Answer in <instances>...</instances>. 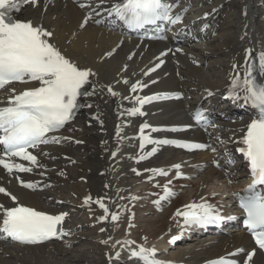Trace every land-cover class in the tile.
Returning <instances> with one entry per match:
<instances>
[{
	"label": "bare ground",
	"instance_id": "obj_1",
	"mask_svg": "<svg viewBox=\"0 0 264 264\" xmlns=\"http://www.w3.org/2000/svg\"><path fill=\"white\" fill-rule=\"evenodd\" d=\"M82 1L89 2L84 11L71 0H40L27 6L23 17L52 31L51 43L78 66L92 69L95 75L89 77L86 89L95 94L82 98L83 104L91 107L83 106L73 122L55 135L64 139L34 153L40 169L24 175L34 180L37 185L34 191L21 189L17 180L0 166V186L14 191L21 202L68 213L67 239L35 246L0 244V264H142L131 255V250L140 245L156 248L161 258L198 264L250 246L245 233L234 232L230 236L180 243L166 253L167 240L180 229L177 211L194 202L206 201L216 192L229 195L245 173L242 164L234 168L227 159L239 160L236 150L242 145V130L256 118V111L242 99L225 95L233 79L237 75L243 79L248 67L255 64L260 71L259 60L264 54V0H175V11L184 15L183 33H192L201 42L184 44L163 58L157 55L169 44L143 42L95 24L97 11L117 0ZM87 10L93 12L82 28ZM261 78L264 82V73ZM125 80L129 83L125 84ZM137 81L147 86L133 93L131 85ZM34 85L13 84L0 97L7 99L12 94L11 88L18 92ZM108 86L118 95L112 96ZM177 90H184V98L151 102L145 107V117L130 114L132 108L139 107L137 95L153 96L159 91ZM240 94L243 96V92ZM198 101L220 127L201 132L197 137L210 143V151L185 156L182 151L165 147L154 158L139 162L138 158L144 154L140 148L142 140L135 136L140 132V124L148 122L152 128L145 132L155 133L185 123ZM213 148L216 150L212 151ZM175 163H182L181 172L189 175V180L177 181L182 185L192 184L193 189L186 187L185 193L176 197L175 204L170 202L169 214L163 215L164 225L158 232L149 234L146 241L138 239L135 244L113 246L115 241H123L133 232L128 227L129 217L136 211L132 191L144 185L146 177L155 174L150 171L154 167L172 168ZM144 169L148 172L140 174ZM89 196L92 199L85 203ZM99 198L107 204L110 213H119L118 221L98 220L104 215V210L95 203ZM61 199L68 203H61ZM0 201L5 206L10 203L5 193H0ZM155 206L163 208L164 204ZM109 237L112 240L108 244L102 243ZM253 258V264H264V255L257 253Z\"/></svg>",
	"mask_w": 264,
	"mask_h": 264
},
{
	"label": "snow or ice",
	"instance_id": "obj_2",
	"mask_svg": "<svg viewBox=\"0 0 264 264\" xmlns=\"http://www.w3.org/2000/svg\"><path fill=\"white\" fill-rule=\"evenodd\" d=\"M38 0H0V90L15 82L27 83L29 81L39 82V87L26 88L19 93L15 88H11V95L8 97L6 105L0 106V144L4 146L3 156H0V166H3L9 173L14 170L20 172H31L32 167L23 163H16L15 157H21L25 161H30L32 165L38 164L37 156L29 149H35L41 144L59 143L63 137L49 135L72 120L75 112L82 106L79 103L80 97L94 95L89 92L85 85L89 84V77L95 73L91 68L80 67L76 62L67 57L58 46L50 42L53 32L49 31L42 24H34L32 20H21L14 16L23 5H36ZM80 7H89L81 4ZM109 16H115L129 26L142 27L148 23L157 21H167L175 24L181 20L180 15L172 14L171 5L165 4L163 0H121L108 12ZM207 15V14H206ZM91 18V14L85 17L84 24ZM99 23L100 21H96ZM83 26V24L81 25ZM111 55V53H108ZM251 56V50H248ZM159 67V64L157 65ZM235 67V66H234ZM255 64L246 69V74L241 79L237 75L232 81L229 96L235 100L242 99L258 109V116L246 125L241 143L244 145L238 151L243 153L249 163L252 183L248 186L247 195L240 197V206L243 208L246 218L245 227L253 236L259 249H264V192L257 191V186H264V82L258 81L253 75ZM259 69L264 73V54L259 60ZM151 69L150 71H154ZM125 84L129 81L125 80ZM155 83V81H153ZM147 85L137 81L131 85V91L135 93L138 89ZM107 91L112 96L118 93L113 91L111 86ZM243 92V96H241ZM179 97V93L175 94ZM165 95L156 94L153 96H137L136 102L141 107H134L130 110L131 115H145L141 111L144 104L152 100L165 98ZM128 97H125L127 99ZM91 107V105H84ZM99 119V117H97ZM193 119L198 123L209 124V114L206 109L200 108L193 113ZM102 123V121H101ZM152 128L148 123H144L140 128L141 144L143 149L146 143L152 144H177L179 147L188 149H203L210 145L197 144L183 141L161 140L155 141L150 135L145 134V129ZM157 131L158 129H152ZM81 141H77L80 143ZM223 143V141H221ZM153 148V153L156 151ZM216 149L213 148L212 151ZM114 156L115 153H112ZM141 156L140 159H144ZM177 169V176H182L181 165L172 166ZM155 174L167 175L164 169L150 170ZM20 183L28 188L37 185L33 182ZM169 183H171L169 181ZM165 192L171 195V189L165 186ZM0 193H5L11 197L12 201H17V197L12 195L3 186H0ZM166 198V197H165ZM92 198L86 197L85 203ZM135 199V197H133ZM104 215L98 218L99 221L119 220V213H110L107 204L102 198L95 201ZM158 203V202H157ZM185 211L178 210L176 215L184 217L183 226L215 224L223 219L219 211L214 206L204 203H192L185 206ZM3 216L0 218V233L5 234L12 240L37 244L51 239L52 237L63 236L64 230L62 222L68 213L50 215L36 208L17 204L13 207L5 208L0 205ZM58 226H61L58 228ZM129 227H132L129 224ZM101 231L105 229L101 228ZM180 237H172L171 243H175ZM112 240L109 237L102 243L108 244ZM120 244L126 246L135 244V241H115L113 246ZM237 253L243 249H237ZM157 249L147 248L140 245L131 250V255L142 261V264H172L170 261L160 260L156 256ZM117 256L120 254L117 253ZM233 254H229L231 256ZM255 249L247 253V260L252 261ZM111 259V256H109ZM210 264H238L236 260L220 257Z\"/></svg>",
	"mask_w": 264,
	"mask_h": 264
},
{
	"label": "rangeland",
	"instance_id": "obj_3",
	"mask_svg": "<svg viewBox=\"0 0 264 264\" xmlns=\"http://www.w3.org/2000/svg\"><path fill=\"white\" fill-rule=\"evenodd\" d=\"M141 187L137 188L138 190H133L132 193L134 194L135 199L133 200V205L136 208V211L134 214H131L129 218H132V221H129V224L132 225L130 227L133 232L129 234V236L126 238L128 239H136V237L141 241H146L147 236L153 235L154 232H158L161 226L164 225L163 215H168L167 213L169 208L171 207L170 202H168L162 209L161 212L154 210V208L151 206L153 205L152 196L150 193H147V186L140 185ZM192 186V184H191ZM189 187L193 189V187ZM142 190H145L144 193H142ZM184 191V189H183ZM185 192H183L184 194ZM178 196V195H177ZM181 196V194H179ZM178 196V197H179ZM150 197V199H149ZM176 199V198H175ZM175 199H173V204H175ZM131 206V205H130ZM130 209L132 207H129ZM134 209V208H132ZM168 217V216H167ZM170 217V216H169ZM161 220H160V219ZM158 219V220H157ZM163 221V222H162ZM160 224V225H158ZM129 227V226H128ZM155 228V229H154ZM145 236V237H144Z\"/></svg>",
	"mask_w": 264,
	"mask_h": 264
}]
</instances>
